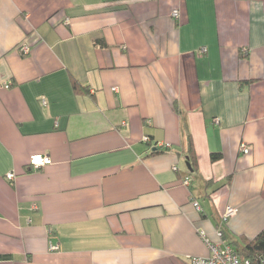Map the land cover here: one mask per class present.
Instances as JSON below:
<instances>
[{
    "label": "crops",
    "instance_id": "0c3cea01",
    "mask_svg": "<svg viewBox=\"0 0 264 264\" xmlns=\"http://www.w3.org/2000/svg\"><path fill=\"white\" fill-rule=\"evenodd\" d=\"M263 228L264 0H0V264H190Z\"/></svg>",
    "mask_w": 264,
    "mask_h": 264
},
{
    "label": "built area",
    "instance_id": "2783aa9c",
    "mask_svg": "<svg viewBox=\"0 0 264 264\" xmlns=\"http://www.w3.org/2000/svg\"><path fill=\"white\" fill-rule=\"evenodd\" d=\"M172 16L175 18H178L179 12L178 10L172 11ZM25 51H27V48H24ZM205 48H202L200 52H204ZM9 84H6L5 86L8 87ZM115 89V88H114ZM41 102L45 104V99L42 97ZM143 140L149 141V138L147 136L143 137ZM163 146H160L159 148H162ZM166 147V146H165ZM241 150L244 153L248 152V148L245 144H241ZM51 158L45 154L40 153H34L29 156L28 164L31 168H39L48 164H51ZM176 169V167H174ZM7 179L12 180L14 178L13 173L7 174ZM182 183L184 185L189 184V178L185 177L182 180ZM194 207L199 209L198 202L193 203ZM237 212V208L233 206H226L225 210L222 214V221L226 222L231 216H233ZM219 236H221V232L219 231ZM201 235L203 236V232H201ZM208 241L207 239H205ZM211 254L207 257H197V256H190L188 258L190 264H249L247 260H241L234 251L229 246L219 247L214 245H209ZM51 249H57L58 247L55 245L50 246Z\"/></svg>",
    "mask_w": 264,
    "mask_h": 264
},
{
    "label": "trees",
    "instance_id": "16d2710c",
    "mask_svg": "<svg viewBox=\"0 0 264 264\" xmlns=\"http://www.w3.org/2000/svg\"><path fill=\"white\" fill-rule=\"evenodd\" d=\"M100 45H103V43L100 42ZM72 87L74 91L78 93L88 91L86 87L79 85L76 81H73ZM187 141L189 148L187 156L189 169L195 171L196 159L189 134H187ZM155 150L158 151L159 148ZM220 157V153H211L210 155L211 160H217ZM227 246H229L241 260H247L249 264H264V228L251 239L240 236L236 241L228 243ZM0 258L2 257L0 256Z\"/></svg>",
    "mask_w": 264,
    "mask_h": 264
},
{
    "label": "water",
    "instance_id": "95a60500",
    "mask_svg": "<svg viewBox=\"0 0 264 264\" xmlns=\"http://www.w3.org/2000/svg\"><path fill=\"white\" fill-rule=\"evenodd\" d=\"M188 166V165H187Z\"/></svg>",
    "mask_w": 264,
    "mask_h": 264
}]
</instances>
